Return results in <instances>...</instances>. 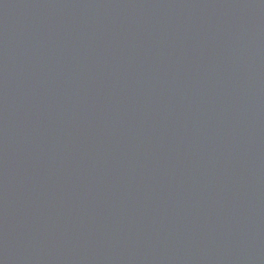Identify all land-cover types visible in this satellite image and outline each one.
Here are the masks:
<instances>
[{
    "label": "water",
    "instance_id": "95a60500",
    "mask_svg": "<svg viewBox=\"0 0 264 264\" xmlns=\"http://www.w3.org/2000/svg\"><path fill=\"white\" fill-rule=\"evenodd\" d=\"M0 264H264V0H0Z\"/></svg>",
    "mask_w": 264,
    "mask_h": 264
}]
</instances>
